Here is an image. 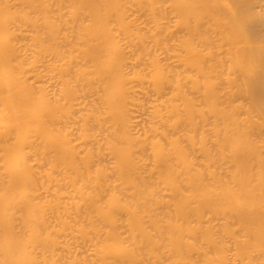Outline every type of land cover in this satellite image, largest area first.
<instances>
[{"label": "bare ground", "instance_id": "6f19581e", "mask_svg": "<svg viewBox=\"0 0 264 264\" xmlns=\"http://www.w3.org/2000/svg\"><path fill=\"white\" fill-rule=\"evenodd\" d=\"M0 80V264H264V0H0Z\"/></svg>", "mask_w": 264, "mask_h": 264}, {"label": "rangeland", "instance_id": "374dc122", "mask_svg": "<svg viewBox=\"0 0 264 264\" xmlns=\"http://www.w3.org/2000/svg\"><path fill=\"white\" fill-rule=\"evenodd\" d=\"M0 81H1V80H0ZM0 87H1V84H0ZM1 90H2V88L0 89V93H2ZM0 95H1V94H0ZM3 96H4V94H3ZM1 98H2V95H1ZM1 98H0V102L2 101L1 103L3 104V99H1ZM1 103H0V106L2 105ZM1 107H2V106H1ZM1 111H2V108H1ZM0 115L3 116L2 112H1ZM0 118H2V117L0 116ZM0 120H1V119H0ZM1 131H2V129H0V133H2ZM2 134H3V133H2ZM2 134H1V135H2ZM0 137L2 138V136H0ZM0 140H1V139H0ZM2 141H3V139H2ZM0 142H1V141H0ZM1 143H3V142H1ZM2 147H3V146H2ZM1 150H2V149H1ZM1 150H0V151H1ZM1 153H2V152H1ZM1 153H0V154H1ZM1 155H2V154H1ZM1 155H0V158H1ZM2 156H3V155H2ZM1 164H2V166H3V161H2V160H1V162H0V166H1ZM2 166H1V167H2ZM1 167H0V168H1ZM2 168H3V167H2ZM0 171L2 172V169H1ZM1 172H0V173H1ZM1 175H2V173L0 174V177H1ZM2 177H3V175H2ZM2 180H3V179H2ZM0 181H1V180H0ZM0 184H1V183H0ZM1 185H2V184H1ZM1 185H0V186H1ZM0 196H1V195H0ZM0 203H1V201H0Z\"/></svg>", "mask_w": 264, "mask_h": 264}]
</instances>
